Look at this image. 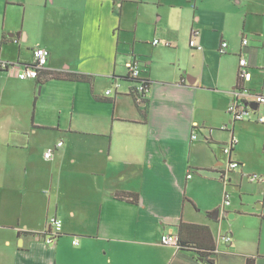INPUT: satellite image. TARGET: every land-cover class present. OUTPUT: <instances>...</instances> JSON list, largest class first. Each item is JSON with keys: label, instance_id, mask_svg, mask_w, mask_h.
Listing matches in <instances>:
<instances>
[{"label": "crops", "instance_id": "crops-1", "mask_svg": "<svg viewBox=\"0 0 264 264\" xmlns=\"http://www.w3.org/2000/svg\"><path fill=\"white\" fill-rule=\"evenodd\" d=\"M5 4L0 60L30 64L40 46L50 56L38 79L0 69V264H206L161 242L182 222L195 225L199 240L210 237L214 264H246L250 255L235 251V233L221 231L225 214L235 217L232 203L203 200L199 189L206 173L221 184L215 174L224 163H215L213 149L232 137L227 109L241 54L251 72L246 86L264 95V0ZM193 30L203 49L190 45ZM134 59L152 81L146 102L123 78ZM53 72L90 78H49ZM202 138L211 145L205 159L198 158ZM51 217L63 221L55 243L45 241ZM228 233L231 242L222 239Z\"/></svg>", "mask_w": 264, "mask_h": 264}, {"label": "rangeland", "instance_id": "rangeland-1", "mask_svg": "<svg viewBox=\"0 0 264 264\" xmlns=\"http://www.w3.org/2000/svg\"><path fill=\"white\" fill-rule=\"evenodd\" d=\"M198 2L200 3V0ZM5 8V0H0V20L5 15ZM10 9L8 16L13 13ZM258 80H260V84H264L263 72ZM248 88L255 93L260 92L255 88ZM110 90L113 91V89ZM250 112L252 114L251 119L247 117L240 120L235 126L234 134L237 144L232 151L231 159L241 162L244 166L227 173V179H231L228 183V190L231 194L232 203L228 208L234 210L235 217L227 212L222 219L221 231L225 233L231 230L235 233V239H237L235 251L243 252L241 254L245 256L252 255L256 264H264V221L262 217L264 214V123L257 120L259 116H264V103L259 109ZM229 126L230 129L233 128L231 122H229ZM229 132L228 134L231 135L232 132ZM201 142L202 148L198 152V158L205 159L211 145L205 138H202ZM227 143H230V140ZM222 144L214 146L213 150L217 154L215 163L220 161L226 166L229 162V155L223 150L225 143ZM241 168H243V173ZM253 174H258L262 179L250 181L248 176ZM215 175L218 177L220 185L224 187L219 172L217 171ZM205 177V179H201L199 189L201 198L206 201L212 198L216 202H222L224 193L223 191L219 192L220 185L218 182L214 181L209 173H206ZM238 186L239 188H237ZM215 228H217L218 234L220 225Z\"/></svg>", "mask_w": 264, "mask_h": 264}, {"label": "built area", "instance_id": "built-area-1", "mask_svg": "<svg viewBox=\"0 0 264 264\" xmlns=\"http://www.w3.org/2000/svg\"><path fill=\"white\" fill-rule=\"evenodd\" d=\"M200 36L199 30H193L192 36L190 39V45L192 47L203 49V45L198 41V37ZM160 39L156 38L154 40V44H159ZM248 44V39H243V45ZM166 45H170V43L167 41ZM229 42L227 40H224L221 42V45L219 47V52L221 54H225L228 52ZM50 56V51L46 47H36L34 49V57L33 61L30 64L22 65L20 62L15 61H7V60H0V69L4 71H13L16 72V75L20 79H38L40 77V74L46 69V65L48 63ZM249 62L245 55H240V63H239V69H238V83L237 85L231 90L233 99L227 109L232 123L236 121L243 120L245 118L252 117L251 110H254L250 107L251 103L257 102L259 105L264 103V95L260 93H255L251 91L246 86V82L251 79V72L248 68ZM142 72V63L134 59L131 62L128 63V75L132 79H140L142 78L141 75ZM262 72L264 73V68L262 69ZM148 91V87L146 86V83L143 81H137L135 82V87L132 90V93L137 94V99L141 100L140 95L142 96L144 93ZM113 91L108 90L107 94H111ZM139 95V96H138ZM259 122L264 123V116H259L257 119ZM221 129L227 130L228 126L224 125ZM232 132V137L230 139V143H226L223 147V150L226 154L229 155V162L226 166L224 164L219 169L220 177L224 180L223 182L225 185H229V179H227V173L237 169L240 167V162L233 161L231 159L232 151L235 148L237 144V140L235 139V136L233 134L232 129H230ZM199 137V133L197 132V127H195V130L192 133V138L197 139ZM64 144L63 141H59L56 145L50 146L45 151V158L51 159L56 149L62 147ZM191 177V174L188 175ZM250 181L255 180H261L262 177H260L258 174H253L248 176ZM231 194L228 189L225 190L224 193V205H229L231 203L230 200ZM222 211V209H221ZM223 212V211H222ZM49 228H50V234L45 237V241L47 243H55L58 236L62 233L63 228V221L59 219L58 217H51L49 220ZM222 239L226 242L232 241V235L230 233L223 235ZM178 234L176 233H166L163 234L161 237V242L164 245H177L178 246ZM74 244H78V240H74ZM179 247V246H178Z\"/></svg>", "mask_w": 264, "mask_h": 264}, {"label": "trees", "instance_id": "trees-1", "mask_svg": "<svg viewBox=\"0 0 264 264\" xmlns=\"http://www.w3.org/2000/svg\"><path fill=\"white\" fill-rule=\"evenodd\" d=\"M49 78L65 79V80H72V81H86V80H89L90 76L86 75V74L74 73V72H53L50 74ZM123 78L126 80H130V81H135V82L143 81L146 83V86L148 87V91L146 93H144L142 96L140 95V98H141L140 101L146 102L147 101V95H148L152 81L148 78H143V77L140 79H132L128 74L126 76H124ZM132 94L135 97H137L136 96L137 94H135V93H132ZM146 110L147 109L144 110V112H143L144 114H146ZM218 172H220L219 169H218ZM221 180L224 181L222 178H221ZM122 197L130 198V197H127V195H122ZM134 199L137 200V197H135ZM178 228H179V230H178V237H179L178 246L180 247V249L192 250V251L196 252L199 256L204 257L206 259H211V257L214 254H216V251H217L216 245L210 241V237H209L208 241L206 240L203 242L202 240H199V239H201L200 234L198 237L195 236L197 234V233H194V231L196 229L195 225L182 222L178 225ZM205 233H208L209 235L212 236L210 231H206ZM193 237L198 238V240L193 238ZM211 261L213 262V259H211ZM246 264H255L254 257L253 256L247 257V263Z\"/></svg>", "mask_w": 264, "mask_h": 264}, {"label": "water", "instance_id": "water-1", "mask_svg": "<svg viewBox=\"0 0 264 264\" xmlns=\"http://www.w3.org/2000/svg\"><path fill=\"white\" fill-rule=\"evenodd\" d=\"M250 107H251L252 109H254V110H257V109L259 108V104H258L257 102H255V103H251V104H250ZM221 213H222L221 209H217L216 211L211 212V213L209 214V216H210L212 219H214V220H218V219L220 218V216H221ZM232 216H234V215H232ZM200 260H201L202 262H205L206 264H214L212 261H210V260H206L204 257H201Z\"/></svg>", "mask_w": 264, "mask_h": 264}]
</instances>
